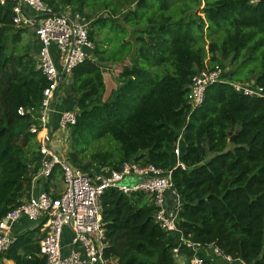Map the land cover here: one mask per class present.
<instances>
[{
  "label": "trees",
  "instance_id": "16d2710c",
  "mask_svg": "<svg viewBox=\"0 0 264 264\" xmlns=\"http://www.w3.org/2000/svg\"><path fill=\"white\" fill-rule=\"evenodd\" d=\"M42 1L58 13L74 7L90 21L94 60L72 70L66 89L76 97L71 164L87 173L130 161L171 170L180 200L179 236L200 249L212 245L234 262L264 264V99L215 83L199 108L190 113L187 104L192 75L222 66V60L235 64L229 81L252 74L264 88V0H105L110 13L95 19L83 10H92L97 0ZM12 17L13 3L0 6V220L28 196L30 167L40 159L28 130L35 114L19 115L18 109L38 110L47 86L34 57L19 47L24 30ZM127 58L106 96L102 66ZM179 136L186 169L175 166ZM102 141L105 148L88 160L86 149ZM101 207L106 259L178 264L172 252L178 237L155 222L157 209L145 194L107 189ZM38 235L33 229L15 236L0 259L45 264Z\"/></svg>",
  "mask_w": 264,
  "mask_h": 264
},
{
  "label": "built area",
  "instance_id": "2783aa9c",
  "mask_svg": "<svg viewBox=\"0 0 264 264\" xmlns=\"http://www.w3.org/2000/svg\"><path fill=\"white\" fill-rule=\"evenodd\" d=\"M256 1L251 0V3ZM8 3H13V25L31 30L37 40L35 67L47 83L38 110L18 109L19 115L35 114V123L28 130L35 135L39 145L40 171L33 181L39 177L47 181L54 168L59 167L64 190L58 196L47 192L37 195L30 193L18 207L4 215L0 220V255L14 242L13 227L25 218L41 233L38 255L44 258L45 264H113L104 257L109 241L102 221L101 196L107 189H115L125 195L139 192L148 196L157 209L155 222L168 234L178 237L177 245L172 250L175 259L181 257V248L192 251L200 249L179 236L176 220L180 200L173 188L171 170L130 161L121 164L118 169L99 168L87 173L72 166L59 153L55 135L75 124L77 112L75 109L62 111L56 128L53 127L52 119L56 114L60 88L65 85V91L72 70L86 60H94L90 21L66 9L55 12L42 0H0V6ZM53 51L57 60H54ZM215 83H227L242 95L264 99L263 87L255 83L250 85L229 81L224 76L223 67L216 64L197 70L192 75L187 92L190 113L201 106L206 88ZM181 143L179 136L173 152L175 166L186 169L179 161ZM169 192L174 195L176 203L171 210L166 200ZM65 229L71 233L68 243L63 240ZM204 250H209L227 263L234 262L212 245ZM203 263L204 259L199 257L189 260V264ZM238 263L244 264L241 261Z\"/></svg>",
  "mask_w": 264,
  "mask_h": 264
},
{
  "label": "rangeland",
  "instance_id": "374dc122",
  "mask_svg": "<svg viewBox=\"0 0 264 264\" xmlns=\"http://www.w3.org/2000/svg\"><path fill=\"white\" fill-rule=\"evenodd\" d=\"M106 2H109V0H107ZM97 3L92 8V10L84 9L83 14L89 18L91 17L92 19H95L98 16H103V15L110 13L109 12L110 9L105 10L103 8V3H105V0H97ZM112 4H114L113 6H115V1H113ZM200 8H202V6ZM74 9H75L74 7H67L66 11H73V12L77 13ZM80 15L82 17H84L82 14H80ZM201 16H202V14H201ZM115 19L117 20V22L122 24L121 19L119 18V15L117 18L115 17ZM24 32H25V34L23 36H21V39H22L21 46L23 48V51L27 50V47H29V46H30V51H32L33 50L32 41H34V34L31 30H24ZM9 46H11V43H9ZM206 49H207V46H206ZM35 56H36V54H35ZM121 64H108V65L102 66L104 81H105L106 89H107L106 96L110 93L111 90L115 89L116 86L118 85L117 75L119 74L122 66L129 65V59L128 58L125 59L124 62ZM205 64L209 65V56H207V58L205 60ZM222 64H223L222 67H223V71H224V76L228 77L229 74L232 72L233 68L235 67V64H231V62L229 60H222ZM254 79H255V76L251 74L248 76L247 79H245L243 82H239V83L251 85V84H254V82H255ZM64 86L62 88H60V91H59L60 97H59L58 103L56 104V108L60 109L62 107H65V104H69V103L71 104V106H69V107L74 108L76 97L71 93L70 94L67 93L68 92V90H66L67 87H66L65 91L63 92ZM55 136H56L55 141L57 143V147H58L60 155L71 164L70 160L68 159V155H69L70 151H72L71 150L72 140H71V135H70V129L56 133ZM104 143H105V141L97 142V143L91 145L90 148H88V149L85 148L86 151L84 153L88 154V157H87L88 160L92 154L99 152V151H102L105 148ZM184 148H185L184 143H181L180 149H181L182 153L184 151ZM88 160L84 159L83 163H85ZM54 172H55V177H53V179L51 180L50 185L55 186L57 191H63L64 190V181L61 177L60 169L57 167ZM147 198H148V196H147ZM175 206H176L175 202L170 204L171 209H173ZM178 261H180V260L178 259ZM231 263H233V262H231ZM235 263H236V261H235ZM211 264H215V263H211Z\"/></svg>",
  "mask_w": 264,
  "mask_h": 264
},
{
  "label": "crops",
  "instance_id": "0c3cea01",
  "mask_svg": "<svg viewBox=\"0 0 264 264\" xmlns=\"http://www.w3.org/2000/svg\"><path fill=\"white\" fill-rule=\"evenodd\" d=\"M24 34H25V32L23 31L21 33V35H20V39H21V36H23ZM21 42H22V39L19 42V47L23 50V48L21 46ZM32 48H33V50L30 51V46H29V47H27V50H25V51L29 52L32 55V57H34V60H35V63H36V56H35V54H37V51H38V43H37V40H36L35 37H34V41H32ZM53 57H54V60H57V57H56V54H55L54 51H53ZM67 93L70 94V91H68ZM69 106H71L70 103L69 104H65V107H62L60 109H57L56 108V114L54 115V117L52 119V124H53V127L54 128L57 127V121H58L59 115H60V113L62 111H69V110L75 109V107L74 108H71ZM30 170H31V178L32 179H31V186H30L29 194L31 193L32 195H37L40 192H47L49 194H52L53 196H58L62 192V191H57V189L53 185H50L49 184V187H48L47 184L49 183V179L46 181V180H44V179H42V178L39 177V178H37V179H35L33 181V179L37 176V174L40 171L39 162L33 164L30 167ZM171 196H173V195L170 194V198H169L168 195H166L167 205H168L169 208H170V204H172L173 202H175L174 196H173V198ZM33 229H35L34 226H33V223L30 222V221H28L25 218H22L19 221V223L16 224L13 227V235L14 236H17V235H20V234H22L24 232L32 231ZM38 237H39L38 240H40L41 233H40V235H38ZM70 239H71V233L69 232L68 229H65L64 230V238H63L64 243H68L70 241ZM180 254H181V257L179 258L180 261H178L176 259V261L178 262V264H188L189 263V260L191 258H193V257H199V258H202L204 260H209L211 263H215V264H230V263H225L223 259L214 256L213 254H211V252H209V250L205 251L204 249H197L196 251H192L190 249L181 248ZM0 264H14V262L11 261V260H7V259H0ZM231 264H238V261L236 263L233 262Z\"/></svg>",
  "mask_w": 264,
  "mask_h": 264
},
{
  "label": "water",
  "instance_id": "95a60500",
  "mask_svg": "<svg viewBox=\"0 0 264 264\" xmlns=\"http://www.w3.org/2000/svg\"><path fill=\"white\" fill-rule=\"evenodd\" d=\"M236 132H237V131H236ZM232 140H233V137L231 138L230 142H232Z\"/></svg>",
  "mask_w": 264,
  "mask_h": 264
}]
</instances>
